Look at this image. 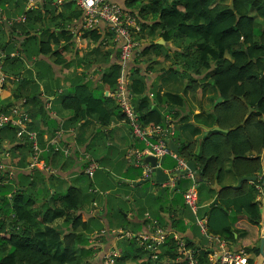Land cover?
Here are the masks:
<instances>
[{
	"label": "crops",
	"instance_id": "obj_1",
	"mask_svg": "<svg viewBox=\"0 0 264 264\" xmlns=\"http://www.w3.org/2000/svg\"><path fill=\"white\" fill-rule=\"evenodd\" d=\"M109 1L120 4L127 10L134 12L139 17L142 24H147L149 26L143 29L140 34L142 41L141 46L132 57L129 65L128 88L130 92L133 93L132 100L139 96L133 91L137 82L144 84V94L148 95L153 101L158 93L163 95L166 92L182 98L183 103L181 102L178 106L164 104L163 107V113L165 114L166 120L173 124L176 131V134L172 137L171 141L179 146V153L181 146L184 143L200 141L208 135L216 133V127L218 126L215 122L213 111V105L218 100L216 90L209 87L200 92H191L185 89L186 85L184 84V87L180 92H173V90L168 88L164 83H159V87L155 88V81L166 72L173 71L177 68L179 73L184 72L179 63L173 66L172 60L166 59L167 54L171 56V51L176 50L177 48L174 47L172 42L165 47L151 46L152 43L162 46L166 45L165 40L160 36L161 30L159 28H150L154 24V17H152L153 13L141 12L140 17L137 8L138 5L131 9L127 5L128 0ZM219 1L222 4H229L231 0H229V2H227V0ZM74 2V0H34L30 3L29 0H0V39H4L6 43L11 44L10 47L0 45V59L3 63L2 57L9 56L16 58L17 56H24L25 60L21 63L22 65H25L26 69L30 67V65L32 69L37 65L46 68V65L43 63H32L28 58L27 52H29L30 46L27 45L25 47V45L32 36H35L38 39V52L35 51L30 59L35 62L42 60L45 64L51 65L55 69L56 80L50 78V73L48 74L45 68L46 75L49 76L45 84H42V82L34 78L36 84H39V88H36V85L31 83L32 81L28 78V75H26L28 73L27 70H24L21 74L16 76V81L19 83L18 86L14 87L13 83L9 84L6 80L2 95L8 97L4 103L6 101L20 103V99L28 100L26 105H22V107L27 109L32 116V118L30 116L28 128L38 133V137L40 136L43 144L41 145L42 147H45L46 139L48 137H52V135L54 136L59 130H63L64 132L62 143L65 147L68 146L70 148L71 156L64 158L60 155L57 156V153H54L51 150L48 152L45 151L43 159L46 160L47 164L52 166L53 170L51 171L45 168L38 169H41L40 171H42L48 179L54 178L53 176L56 174L63 175L66 177L67 182L71 184L68 191L70 188H76L81 192L83 197L82 207L77 214L81 216V222H86L88 224V229L84 230L82 234L80 233L82 236L81 246L83 247V250L76 254L77 257L80 258L79 260L82 264L86 261H88L89 264H106L107 257L110 253L116 252L118 253V256L121 257L123 254H129L130 252L134 257L131 260L122 262V264H141L146 262L147 258H140L139 261L135 260V258L140 255V252L136 251L141 247L140 242L137 241L135 237L142 234H152L154 227L160 225L167 231V237L170 234V237H177L185 240L188 244L194 246L193 248L196 250L200 258H207L210 264L218 263L221 257L222 242L227 243V241L223 238L209 234L208 226L206 232L202 231L198 224V219L205 218L208 220V215L213 207L209 210L208 208L215 200H218V203L220 202L218 199V193L221 187L202 182L199 175L200 167L195 160H193L196 164L195 180L188 175L175 173L178 168V161H183L184 159L173 151L174 154L165 155L159 160L158 164V166H160L165 172L170 174V179L168 181H165L162 184L157 183L155 180L141 182V180H145L148 177L144 175L145 166L142 165V161L140 163L132 161L131 154H134L136 150H144L146 145L144 141H141L134 136L132 126L129 124L128 120H114L112 121L114 124L111 123V125L104 127L103 132H101L100 128L97 126L99 123L96 120H88L94 121V123L89 125L87 132L82 135L83 146L81 148L78 147L77 143L78 137L76 134L78 131L73 132V130H75L73 129L74 127H65L68 125L69 121H71L70 117L72 114L68 110H63L59 105L60 102H57V100L60 99V95L62 93L65 94L62 88L64 86L71 88L73 86L72 78L75 75L84 76L87 80L98 84L100 83L101 74L104 70L111 68V65L114 63H121L118 45L114 43L112 34L106 23L101 22L95 28L99 29L102 34V39L94 43L89 36H86V31L88 30L82 28L80 18L81 10L77 3L75 2V4ZM73 3L75 5H73ZM262 5L264 6V2ZM252 13L256 17L257 26H259L261 30H264V18L256 15V9H254ZM15 14H17L18 17L16 22L22 24L19 29L14 27L15 22H11V19L14 18L13 15ZM24 16L26 17L24 22L18 21ZM5 21L7 24H5ZM162 39L164 40V43L160 42ZM102 40L104 41L102 42ZM48 41H51L52 51H58L59 56L57 54L54 55L53 53L43 54L41 52V44ZM99 47L102 50L103 55L106 54V51H112V49L116 47L115 51L109 53L108 62H98L95 58L97 52H95L94 49ZM145 47H150L151 50L147 55L142 56L140 53ZM149 56L156 57L154 58L156 60L152 61L153 63H147L145 59L148 57L149 60ZM80 57H82L87 64L92 63V66L88 69L82 70L83 62L78 63L80 62L78 61ZM58 58L64 60L65 64H56ZM72 66L75 67V70L74 68H71L68 71L67 69ZM3 72L4 71H0V76ZM89 72L93 75H90ZM36 75L39 77L37 70ZM197 79L201 82L200 80H202V77H197ZM58 84H60V88H58ZM1 96L0 98H2ZM35 97L37 98L36 101L33 100ZM209 99H212V101ZM174 102L178 101L174 100ZM154 106L155 104L153 107ZM209 106L210 109H208ZM39 109L43 110L45 114L41 113L39 116L34 117V114H37ZM208 111H210V114H206ZM179 112H181V115L177 117ZM123 122H126L128 126H118L117 123L123 125ZM115 127H122L129 135L128 142L130 146L126 151V160L125 162L123 161L120 175L122 179H125L127 187L129 188V191L126 193L118 190V181L116 180L120 174L117 162L121 163L122 160L119 161L117 151L114 152L113 149L105 147H115V143L109 139V142H105L104 145L102 141L103 135L106 134L110 137L108 132H113ZM23 147L28 146L21 143L18 137L12 141L8 139L3 146H0V158H2L5 163L10 164L11 167L9 170L14 172L12 180H15L17 184L10 193V201H12V193L21 186L18 174L22 171L20 170L21 166H25L20 164L21 161L19 158L21 155L20 150ZM101 149H104L103 155L98 154V150L100 151ZM198 151L200 154V150ZM7 153H9V156H7ZM86 155H89L90 159L94 160L99 167L95 170L92 176L85 173V169L89 163L86 159ZM168 157L172 158V161L174 162L171 163L170 167L165 166V161ZM261 157L263 165L262 176L260 174L256 176L257 179L255 181L249 182L255 183L258 190L257 201L260 204V211L264 221V151L262 152ZM57 158H61L64 161L57 163ZM26 160L27 171L26 169H23V171L25 174L32 175L35 170L28 168L29 158ZM184 161L188 162L186 160ZM104 164L110 174L106 172ZM85 175L90 178L89 181L84 180L83 177ZM241 178H238L232 169V159L228 160L225 163V180L222 185L224 187H240L241 185H238ZM37 180L40 182V177L37 178ZM195 181L200 184L198 185V193L200 191V194L202 195V197L198 199L199 208L197 213H194L184 200V193ZM2 184L3 183H0V187L3 186ZM103 184L107 185V190L115 188L116 193L114 196L127 204H130L136 198V208L126 207V209H124L119 207L116 211H113L114 209L111 207V202L107 199L106 201H101L100 205L98 201L99 199L104 196L110 197L109 192L105 190L103 191L102 188H105V185L103 186ZM147 184H149L148 187ZM153 186L160 187L158 191L156 190L153 200L155 202L159 201L163 203L157 214L152 216L154 220L150 217L149 213V208L152 204L148 202V196L144 192L145 188L151 190V187ZM22 189L24 195L29 198L31 203L30 208L34 209L35 206H39L35 200L36 196L29 193L24 187H22ZM53 192L54 194L56 193L55 190ZM86 196H89L90 199H92V203L94 204L92 210H90L91 205H89V200H87ZM165 196L167 200H165ZM64 197L65 196L61 197L62 201ZM47 203L49 205L47 209L48 212L63 207V204L60 205V203L53 199V197L49 198ZM112 212H116L123 220L130 219V224L122 225L115 217L114 221H112L109 218L112 216ZM92 217L99 219L101 226H95L96 224L91 222L93 219L90 218ZM53 223L57 231L61 232V237L63 239L69 237L71 234V238L79 235L77 231L72 229V222L59 218ZM50 226L49 221L43 223V228H48ZM236 227L240 230V234H236L235 236L238 237L239 235V240L233 244L227 243L228 248L233 252L246 253L248 255L249 263L264 260L260 248L264 222L262 229H260L249 223L246 219H241L236 223ZM80 228L85 229L81 225ZM75 241L76 240H72L70 242V248H73ZM256 245H259V255L245 250V248H253ZM165 246L160 247L158 252H160L161 249L164 250ZM166 258L167 257L165 256V262ZM178 258L179 256L175 261H171V264H176V261L179 260Z\"/></svg>",
	"mask_w": 264,
	"mask_h": 264
},
{
	"label": "trees",
	"instance_id": "obj_2",
	"mask_svg": "<svg viewBox=\"0 0 264 264\" xmlns=\"http://www.w3.org/2000/svg\"><path fill=\"white\" fill-rule=\"evenodd\" d=\"M143 1L146 0H128L127 5L132 9ZM147 1L154 14V24L150 28L161 30L160 36L166 42L163 47L173 42L177 49L171 51L175 59L172 64L174 66L179 63L182 71L184 70L182 74L190 77L185 89L199 92L212 87L217 92V99L222 98L218 104L213 105L215 122L221 131L200 141L184 143L179 156L186 161L195 160L198 163L203 183L221 187L218 193L220 202L213 206L208 215V232L212 236L225 239L228 244L236 243L239 235L235 236L240 234L236 227L239 220L246 219L260 229L263 227L255 183L244 181L240 187H224L222 184L225 180V163L230 159L238 178L248 175L262 176L263 172L261 155L264 151V30L257 26L252 11L256 9V15L264 18V0H231L229 4H222L219 0ZM141 12L145 10H139L140 17ZM147 26L142 24V29ZM86 32V36L94 43L102 39L99 29ZM137 38L141 39V35H137ZM199 43L202 45L199 46ZM41 46L43 54L53 53L59 56L58 51H52L51 41L42 43ZM151 46L162 45L152 43ZM97 49L94 51L97 52ZM115 49L116 47L112 51ZM150 50V47H145L140 55L145 56ZM112 51H106L103 62H108L109 53ZM170 57L167 54L166 59L171 60ZM56 64H65V61L58 58ZM121 75L122 67L118 63L111 65L110 72H102L98 84L84 76L75 75L70 91L61 94V107L72 114L71 121L65 127H74L73 132H76L74 122L80 126L83 122L93 119L107 127L114 120L126 119L118 103L106 95L108 91L116 90ZM197 77H202L201 82ZM78 78H84V81L79 80L74 84ZM97 88L103 90L100 97L94 93ZM133 91L139 95L134 106L143 127L164 125V104L178 106L183 103L180 96L169 92L163 95L158 93L153 101L144 94V84L138 82ZM1 97V112H8L10 107L18 104L8 101L4 103L8 97ZM22 100L20 99V102ZM25 100L24 105L28 102ZM33 100L36 101L37 98ZM25 110L31 116V113ZM41 113L45 114L39 109L34 117ZM4 130H14L17 133V128L9 124L0 127V146L9 139L1 133ZM39 140L41 142L40 136ZM40 144L43 145L42 142ZM198 150L200 154L197 155ZM199 195L200 199V191ZM82 198L80 191L70 188L68 195L63 199V207L47 211L45 214L43 222L49 221L51 226L42 230L38 228L36 231L30 223L35 218L34 211L30 208L31 203L19 186L9 205L0 203V264H82L76 255L83 250L80 233L88 229V224L81 222V216L77 214L82 207ZM59 218L72 222V229L79 235L71 238V234L63 239L61 232L53 225ZM80 225L85 229L80 228ZM72 240L76 241L73 248H70ZM163 246L164 250L161 249L154 260L148 247L141 246L137 249L136 252L148 254L147 261L141 264H171V261L180 256L177 240L170 237V234ZM193 250L200 264H210L207 258H200L196 250ZM245 250L260 254L259 245ZM133 257L130 252L121 257L117 253L113 257V264H122ZM183 260L184 258L176 261V264H184ZM83 264L89 263L86 261Z\"/></svg>",
	"mask_w": 264,
	"mask_h": 264
},
{
	"label": "built area",
	"instance_id": "obj_3",
	"mask_svg": "<svg viewBox=\"0 0 264 264\" xmlns=\"http://www.w3.org/2000/svg\"><path fill=\"white\" fill-rule=\"evenodd\" d=\"M34 0H29L32 3ZM81 10V24L85 30H94L101 22L106 23L107 27L112 34L113 41L118 45L120 53L122 75L118 80V86L115 91H108L107 96L114 99L120 106L122 112L125 114L126 120L132 126V132L135 137L145 142V148L142 151L136 150L134 154H131V160L142 164L144 156H154L159 160L165 155L174 154L169 148V141L175 136L176 131L171 122L167 121L165 124H157L155 126L143 127L140 123L138 113L135 110L133 104V95L128 88V75L129 65L132 57L141 46V39L137 38V35L142 33V23L139 17L132 11L127 10L120 4L111 2L109 0H74ZM26 17H21L18 21L24 22ZM2 61L0 59V71H2ZM6 84V77L4 73L0 76V95ZM26 103L23 99L20 103L11 107L8 112L0 111V127L11 125L17 128V137L23 144L30 145L29 163L28 168H45L47 170H53L52 166L47 164L43 159L44 152H48L49 149L54 152H63L65 156H69L71 153L70 148L62 146V140L64 137L63 130H59L53 137L46 140L45 147H42L39 142L38 133L28 128L30 121L29 113L23 109L22 105ZM9 156V153H7ZM86 159L89 161L85 173L92 176L95 170L98 169V165L94 160L90 159L89 155H86ZM177 169L175 173H179L181 170L187 167V162L178 161ZM10 164L5 163L0 158V175L8 173L9 179L12 180L14 172L10 169ZM150 165L145 164L146 173H150ZM187 175L195 180V172L189 170ZM4 178V177H3ZM3 179L0 181L2 182ZM8 182V181H7ZM170 182V181H169ZM4 183V181L2 182ZM198 182H194L193 185L187 189L184 193L185 203L191 208L194 213H197L199 208V193ZM202 231H207V220L204 218L198 219ZM156 230L152 234L138 235L137 241L148 247L152 252V258L156 259L160 247L165 243L167 237V231L164 227L156 225ZM178 251L180 253L179 260L184 258V264H200L194 250L188 247L184 241H180L177 237ZM117 253H110L107 257L106 264L114 263V256ZM216 264H264V260L257 262H248V255L244 252L231 251L226 242H222L220 261Z\"/></svg>",
	"mask_w": 264,
	"mask_h": 264
},
{
	"label": "rangeland",
	"instance_id": "obj_4",
	"mask_svg": "<svg viewBox=\"0 0 264 264\" xmlns=\"http://www.w3.org/2000/svg\"><path fill=\"white\" fill-rule=\"evenodd\" d=\"M227 2H229V0H227ZM74 3H73V5L76 4V3L75 4ZM137 8H138V10L144 9L145 12H151L152 13L149 1H147V0L138 3ZM13 17L14 18L11 19V22L12 21L15 22L14 27L19 29L22 26V24H19V23L16 22L17 18H18L17 14L13 15ZM152 17H154V14L152 15ZM173 34H177V33L173 32ZM0 45L1 46H5V47H7V46L10 47L11 46V44L6 43L4 39H0ZM27 45L30 46V50H29V52H27L29 60L32 63H43L44 65H46V68L42 67L40 65H37V66L34 67V69H32L31 65H30V67H28L26 69L25 65H22V63H21L23 60H25L24 56L23 57L17 56L16 58L9 57V56L8 57H2V60H3L2 71H4L3 73L5 74L7 83H9V84L13 83L14 87L18 86L19 83L16 81V78H17L16 76L21 74L22 71L27 70L28 73L26 75H28V78L32 81L31 83L35 84L36 88H39V84H36V82L34 81V78H36L38 81L42 82V84H45L46 80H48L49 76L46 75V72H45L44 68L47 70L48 74L50 73V78L52 80H56L55 69H54L53 66L45 64V62L42 61V60H38V61L35 62L34 60L30 59L33 56V53L35 51L38 52V39L35 36H32L31 39H29L27 41L25 47ZM198 45L200 46V45H202V43H199ZM161 47H163V46H161ZM172 56H173V54H171L170 58H171L172 62H175V59ZM95 58L99 62H103L104 61V55H103V52H102L101 49H99L97 51V54L95 55ZM154 58H156V57L149 56V60H148V57L145 60H146L147 63H151L152 61L156 60ZM78 61H80L78 63L83 62L82 63V67L83 68L81 67L82 70L88 69V68H90L92 66V63L91 64H87V62H85L82 59V57H80V59H78ZM157 63H159V62H157ZM21 66H22V69H21ZM71 68H74V70H75L74 66L68 68L67 70L69 71V69H71ZM36 70L39 73V77L36 75ZM106 70H107V72H110V68H107ZM34 72H35V75H34ZM89 74L93 75V74H91V72H89ZM189 78L187 76L183 75L182 73H179L178 72V68H177V69H174L173 71L166 72L165 74L161 75L155 81L154 87L158 88L159 87V83H164L166 86H168V88H171L173 90V92H180L182 90V88L184 87V84L186 85L187 82L189 81ZM79 80H83L84 81V78H78L77 81H74V84H76ZM59 85L60 84H58V88H60ZM62 89L64 90L65 94H67L70 91V88H68L67 86H64ZM102 92H103L102 88H97V89L94 90L95 95L98 96V97H100L102 95ZM2 93H3V91H2ZM61 97H63V95H60V97H59L60 99L57 100L58 103L60 102L59 103L60 106H61ZM209 100L212 101V99H209ZM133 102L135 104L136 103V99H134ZM208 109H210V106H209ZM206 114H210V111H208ZM180 115H181V112H179V114H177V117H179ZM92 123H94V121H85V122H83V124H81V126H79L76 122L73 123V125L75 126V128L78 131V133L76 134V136L78 137V141H77L78 147L81 148L83 146V141H82L83 140V136L82 135L85 132H87L88 126L91 125ZM112 124H114V123H112ZM117 124H118V126H124V127L128 126V124L126 122H123V125H121L119 123H117ZM97 126L100 128V131L103 132L104 126H102L100 124L97 125ZM1 133L3 135H6L7 138H9L10 140H14L16 138V133H15L14 130H4V131H1ZM108 133H109L110 137H108V135L104 134L102 141H103L104 145H105V142H107V143L109 142V139L112 140L115 143V147H113V146L112 147L105 146V147L108 148V149H113L114 152L117 151V157L119 158V161L122 160L121 163L117 162V167H119L120 174H119L118 178H116V180L118 181V185H117L118 190L126 193V192L129 191V188L127 187L125 179H122L120 177V175H121V169H122V166H123V161L125 162V160H126V158H125L126 151L129 148V146H130L129 142H128L129 135L122 127H115L113 132H108ZM48 138H50V137H48ZM100 145H101V143H100ZM25 146H28V147L21 148V150H20L21 155L19 156L20 161H21L20 164L21 165H25V166L24 167L21 166L20 170H22V171L19 172L18 177H19V180L21 182V186L24 187L25 189H27V191L29 193L34 194L36 196L35 200L37 201L39 206H37V207L35 206V208L33 209L35 218L30 223H31V225L33 226V228L35 230L37 228L42 230V228H43L42 225L44 223L43 219H44L45 213L47 212V209L49 207L47 201L49 200V198L53 197V199H55L57 202H59L60 205L63 204L64 202L61 200V197L68 195V188L71 186V184L69 182H67L66 177H64L61 174H56V175L53 176L54 178L48 179L46 177V175L42 171H40L41 169L39 170L38 168L31 169V170H35L32 175L25 174L23 169L27 168V165H26V161L27 160L26 159L29 158L30 145L29 144H25ZM62 146H64L63 143H62ZM49 150H51V149H49ZM51 151L54 152L53 150H51ZM103 152H104V149H101L100 151L98 150V154L99 155H103L104 154ZM54 153H57V156L60 155V156H62L64 158L71 156V153H70L69 156H65L63 154V152H54ZM63 161L64 160L61 159V158H57L56 159L57 163H61ZM171 163H174V162L172 161V158L168 157V159L165 161V166L170 167ZM104 166L106 168L105 164H104ZM26 171H27V169H26ZM106 172L108 174H110L108 172L107 168H106ZM186 175H187V173H186ZM39 177L41 179L40 182L37 180V178H39ZM83 178H84V180H88V181L90 180V178L87 175H85ZM34 179H35V181H34ZM3 181H4V183L2 184L3 186L0 187V194H1V199H2L0 201V203H2L3 205L7 206V205H9V201H10V193L13 191V189L16 187L17 184H16L15 180H10L9 179V175L8 174H5V176L3 178ZM104 185H105V188H102V189H103V191L105 190V191L109 192L110 193V197H105L104 196L103 198L99 199L98 201H99L100 205H101V201H106V199H107L108 201L110 200L111 207L114 209L113 211H116L119 207L124 208V209H126V207L134 208V209L136 208V206H137L136 198H135V200L133 202H131L130 204H127L126 202L120 201L118 198H116L114 196L115 193H116L115 188H111L110 190H107V188H108L107 185L103 184V186ZM148 186H149V184H147V187ZM159 189H160V187L153 186V187H151V190L149 188H145V190H144L145 194L148 196V202L150 204H152V206L149 208L150 217H152L153 215H156L158 210H159V208H160V206L163 204V203H161L159 201L155 202L153 200V197H154V195L156 193V190L158 191ZM54 190L56 192L55 194L53 192ZM163 193L165 194L164 191H163ZM98 195H99V193H98ZM86 198H87V200H89V205H91L90 210H92L93 206H94V204L92 203V199H90L89 196H86ZM165 200H167L166 196H165ZM114 217L117 219V221H120L122 225L123 224H125V225H129L130 224V219L123 220L122 217H120V215H118L116 212H112V216L109 217V218L112 221H114ZM90 219H93V220H91V222L96 224L95 226H101V224L99 222V219H97L96 217H92ZM153 220H154V218H153ZM156 228L157 227L155 226L153 232H155ZM178 239H180V241H184L181 238H178ZM140 245L142 247L145 246L142 243H140ZM188 247H190L189 244H188ZM147 255L148 254L146 252H141L140 255L135 258V260L139 261L140 258H144Z\"/></svg>",
	"mask_w": 264,
	"mask_h": 264
},
{
	"label": "water",
	"instance_id": "obj_5",
	"mask_svg": "<svg viewBox=\"0 0 264 264\" xmlns=\"http://www.w3.org/2000/svg\"><path fill=\"white\" fill-rule=\"evenodd\" d=\"M5 24H7V22L5 21ZM161 43H164V40L162 39V41H160ZM222 100V98H218V100L216 101L215 104H218L220 101ZM217 131H221V129L219 127H216ZM169 148L174 151L176 154H179V146L176 145L173 141H169ZM199 154V151L197 152V155ZM144 161L143 163H147L150 165V173H146L145 169H144V175L148 176L145 180H141V182L143 181H156L159 184H162L165 181H168L170 179V174L165 172L160 166H158V161L157 158L154 156H144ZM145 164H142L143 166H145ZM196 171V164L195 161L191 160L187 162V168L183 169L182 171H180L181 175H186V173L189 171ZM3 178V175H0V180ZM257 179L256 176H245L243 178L240 179L239 181V185H241V183L243 181H255ZM218 204V200H215L210 207L208 208V210L217 205ZM264 222V221H263ZM261 251L262 254L264 256V230H263V234H262V238H261Z\"/></svg>",
	"mask_w": 264,
	"mask_h": 264
},
{
	"label": "clouds",
	"instance_id": "obj_6",
	"mask_svg": "<svg viewBox=\"0 0 264 264\" xmlns=\"http://www.w3.org/2000/svg\"><path fill=\"white\" fill-rule=\"evenodd\" d=\"M52 137H53V136H52ZM5 174H8V173H4V174H1V175H3V177H4ZM2 179H3V178H2ZM2 179H1V180H2ZM1 180H0V181H1ZM0 183H2V182H0ZM15 193H16V191H14V192L12 193V198H13V195H14Z\"/></svg>",
	"mask_w": 264,
	"mask_h": 264
}]
</instances>
